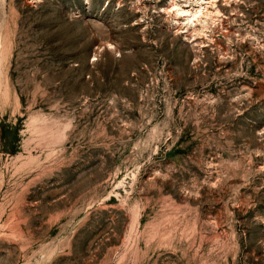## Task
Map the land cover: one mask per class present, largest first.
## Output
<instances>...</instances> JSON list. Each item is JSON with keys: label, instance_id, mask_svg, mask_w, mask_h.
Returning <instances> with one entry per match:
<instances>
[{"label": "rangeland", "instance_id": "obj_1", "mask_svg": "<svg viewBox=\"0 0 264 264\" xmlns=\"http://www.w3.org/2000/svg\"><path fill=\"white\" fill-rule=\"evenodd\" d=\"M171 1L0 0V264H264V0Z\"/></svg>", "mask_w": 264, "mask_h": 264}, {"label": "bare ground", "instance_id": "obj_2", "mask_svg": "<svg viewBox=\"0 0 264 264\" xmlns=\"http://www.w3.org/2000/svg\"><path fill=\"white\" fill-rule=\"evenodd\" d=\"M171 2V7L177 11V14H179L181 18L184 17L182 24L187 27H193L197 24H201V29H203L207 26V24H209L213 15L220 12V8L218 7L216 0H183V3L178 0H173ZM188 31H190V29ZM200 31L197 30V32Z\"/></svg>", "mask_w": 264, "mask_h": 264}]
</instances>
